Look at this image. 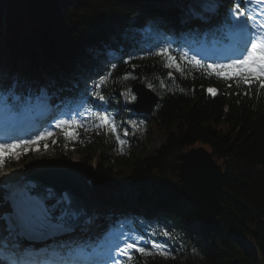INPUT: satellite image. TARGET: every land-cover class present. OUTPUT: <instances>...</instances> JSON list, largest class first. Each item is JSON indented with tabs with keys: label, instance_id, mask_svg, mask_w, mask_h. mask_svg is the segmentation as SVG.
<instances>
[{
	"label": "trees",
	"instance_id": "trees-1",
	"mask_svg": "<svg viewBox=\"0 0 264 264\" xmlns=\"http://www.w3.org/2000/svg\"><path fill=\"white\" fill-rule=\"evenodd\" d=\"M191 1L0 0V28L6 14L9 34L17 37L13 54L5 59L18 67L20 60L29 62L31 67L25 69L34 76L39 64L51 66L61 95L87 101L99 91L117 120L133 116L123 103V92L134 83L144 81L160 95L154 115L147 119L150 132L165 134L161 145L137 138L121 147L113 131L96 128V120L93 126L73 129L78 138L66 139L61 128L55 135L59 159L72 160L73 150L65 148L74 145L91 184L101 195H110L105 204L113 206L109 212L115 217L132 212L156 216L162 227L171 229L170 253L156 252L142 264H264V90L257 84L237 87L173 48L169 50L175 62L155 55L171 40L175 46L189 45L196 34L219 29L232 5L219 0V12L210 11L208 19L200 20ZM146 24L158 37L130 29ZM171 69L174 77H168ZM105 77L98 89L96 84ZM210 87L217 95L207 92ZM196 145L207 146L225 171L222 221L203 227L208 244L191 229L199 218L197 208L169 183L179 176V153ZM10 163L19 168L25 162ZM126 186L135 188L129 198L137 207L122 194L114 196Z\"/></svg>",
	"mask_w": 264,
	"mask_h": 264
},
{
	"label": "snow or ice",
	"instance_id": "snow-or-ice-1",
	"mask_svg": "<svg viewBox=\"0 0 264 264\" xmlns=\"http://www.w3.org/2000/svg\"><path fill=\"white\" fill-rule=\"evenodd\" d=\"M252 0H239V4H248ZM237 4L236 11L232 13L233 18L236 20V28H241V18L244 23L249 21L255 22L256 17L252 16L246 11L245 8H240ZM157 56L167 57L171 61L175 62L176 58L171 56L170 50L167 47H162L155 53ZM196 65L206 67L211 70L218 78H223L225 81H231L235 83L237 87L242 83L249 88L253 84H257L261 90H264V23H260L257 27L251 28L249 38L244 43L243 47L237 50L234 56L228 58L227 63L207 64L201 65L200 60L192 58ZM171 67L172 64H168ZM179 69V64L176 65ZM115 67V65H113ZM110 75V73H109ZM171 75V73H169ZM128 77L126 76L125 79ZM107 78H102L96 84L97 88H100ZM232 83L227 86L232 87ZM207 92L215 96L217 95V89L208 88ZM99 100L103 101L105 97L100 94L99 91L93 92ZM247 95V93H245ZM2 99V98H0ZM136 97L132 96V100ZM95 119L99 122L96 124V128L110 127L113 132L116 131L115 125L111 118L104 112H96ZM66 126V127H65ZM135 126V125H134ZM57 128L63 130V134L66 139L78 138V132L68 131L69 128L77 129L80 127H88L85 124L73 119L71 122L67 120H61L56 124ZM127 135V133H125ZM55 133L52 131H43L36 135L32 139L19 140L16 142L0 143V169L3 168L5 159H19L20 155L26 154L28 151H39V146L43 141L44 148L49 146L47 141L53 139L55 143ZM116 139L121 145H124L125 141L120 139L117 135ZM36 147L33 149L32 146ZM13 149H17L13 152ZM7 153V157H5ZM50 209L45 207L39 201L35 200L28 193H22L13 202V212L10 216L0 217V220L6 221V225L0 224V264H95L94 261L88 260L81 253L82 249L68 248V251L64 254H60L53 250L50 254H44V259L35 258L38 254L22 253L18 251L19 241L23 239H31L34 236H39L42 230L50 225L51 221ZM7 233V238L4 233ZM164 235H168L167 232ZM152 248L158 250V253L162 256L168 255L164 246L161 244H153ZM136 249L137 252L142 255H153L145 247H138L136 243H127L125 247L120 249V254L127 256L129 259L133 257L130 254V250Z\"/></svg>",
	"mask_w": 264,
	"mask_h": 264
},
{
	"label": "water",
	"instance_id": "water-1",
	"mask_svg": "<svg viewBox=\"0 0 264 264\" xmlns=\"http://www.w3.org/2000/svg\"><path fill=\"white\" fill-rule=\"evenodd\" d=\"M134 89L138 94V101L129 104L140 111L152 110L159 100L154 90L145 83H137ZM179 157L180 179L172 178L171 184L198 208L200 216L206 222L220 223L219 215L223 210L221 199L225 194L222 165L204 145L192 147L180 153Z\"/></svg>",
	"mask_w": 264,
	"mask_h": 264
},
{
	"label": "rangeland",
	"instance_id": "rangeland-1",
	"mask_svg": "<svg viewBox=\"0 0 264 264\" xmlns=\"http://www.w3.org/2000/svg\"><path fill=\"white\" fill-rule=\"evenodd\" d=\"M254 2H255L256 11H259L262 14H264V0H254ZM231 12H233V10H231ZM22 25H23V22H22ZM141 30L144 33L150 32V28H148V27L143 28ZM228 47H229V45H227V44L208 46L204 40H203L202 44H199L196 41H194L193 45L186 47L185 54L187 56L195 57L196 59H199L201 56L202 57L207 56L206 54H208L212 51H215L219 55V57L217 59L212 60L211 61L212 64L227 63V62H229L228 56L230 55L227 53ZM47 89H48V86L42 87V90H47ZM11 94L15 97V93L12 92ZM99 112L106 113L112 120L113 117L107 110L102 109ZM83 119L84 118H82V120ZM134 125H136V124H132L131 127H134ZM141 126H143V125H141ZM142 134L147 135L146 140L148 143H153V141H156L158 145H161L166 140L164 133H162L160 130H156L155 132H152V131L147 132V125L142 130ZM54 139H55V137H54ZM124 141H126V139ZM47 143L49 145L47 147V149L44 148V146H43L44 142L42 141L40 146H39V151L31 150V151H28L23 156L20 155L21 161L24 160L25 163L20 165L19 168H9L7 166V164L4 165L3 168L0 169V180L7 177L8 175H13L14 173H18V172L27 173L33 167L39 168L43 163L53 160L54 156L57 157L59 155V151H57L58 148H56V144L53 143V139H49L47 141ZM35 147H36L35 145L32 146L33 149ZM72 147L73 146L66 147L65 150H70ZM12 151L16 152L17 149H13ZM72 156L75 159L81 158V156L77 152H73ZM78 166L79 165L75 164L74 167L82 171V169H80ZM43 168L45 169L46 167H43ZM131 190H132V188H131ZM124 194H125V192H124ZM93 195L96 198V195L94 192H93ZM96 200L98 202L97 198H96ZM140 227H143V230L147 231L151 227V224L147 223L145 220H136V219L124 218L123 220H121L119 223H117L114 226L113 230L115 231V233H117V237L119 238L120 243H124V244L136 243L139 246L141 244L146 245L148 243L150 246H152L154 243H151V241L149 239L144 238V235L140 231L141 230ZM157 243L161 244L163 246L165 245L163 240H157ZM250 244L253 245V242L250 241Z\"/></svg>",
	"mask_w": 264,
	"mask_h": 264
},
{
	"label": "bare ground",
	"instance_id": "bare-ground-1",
	"mask_svg": "<svg viewBox=\"0 0 264 264\" xmlns=\"http://www.w3.org/2000/svg\"><path fill=\"white\" fill-rule=\"evenodd\" d=\"M70 146H74V145H68L67 147H70ZM58 148V147H57ZM47 168H42L41 170H46ZM64 199H65V196H64V198H62V200L61 201H64ZM64 205V204H63Z\"/></svg>",
	"mask_w": 264,
	"mask_h": 264
}]
</instances>
